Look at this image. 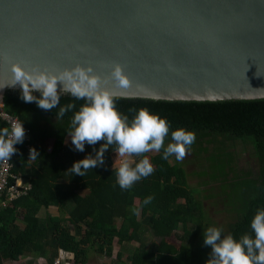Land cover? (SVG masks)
I'll return each instance as SVG.
<instances>
[{
  "label": "trees",
  "instance_id": "trees-1",
  "mask_svg": "<svg viewBox=\"0 0 264 264\" xmlns=\"http://www.w3.org/2000/svg\"><path fill=\"white\" fill-rule=\"evenodd\" d=\"M21 93L8 90L3 103L7 112L30 129L32 149L40 155L35 160L29 159L25 140L18 143L14 173L30 182L32 189L0 211V264L28 255L42 256L49 264H55L60 252L68 253L62 264H88L93 251L111 256L115 241L121 246L138 243L128 257L131 264H207L212 249L204 243L203 232L213 223L197 199L200 191L189 186L186 170L172 164V156L164 160L163 149L156 155L146 153L155 171L129 190H122L117 183L113 166L118 158L116 145L105 150L103 165L89 169L84 177L73 175L68 169L74 162L86 156L95 157L104 143L86 142L82 152L66 144L73 114L84 101L61 94V106L74 102L76 107L57 118L59 106L41 109L35 101H23ZM32 94L41 95L34 91ZM115 107L129 121L141 108L166 118L170 132L165 146L172 142L171 131L177 128L194 131L196 140L191 148L203 147L206 152L204 145L217 139L221 145L241 141L250 146L255 172L238 173L230 154L223 153L224 147H217L210 157L209 177L219 183L222 201L233 214L232 222L222 230V238L228 234L235 239L244 234L254 236L250 222L257 210L264 208V100L115 98ZM6 127L0 121V130ZM133 158L135 162L142 159ZM149 196L153 199L144 204ZM71 202V210L64 217L61 212ZM51 207H56L60 215L39 216L43 209ZM179 231L180 243L170 241Z\"/></svg>",
  "mask_w": 264,
  "mask_h": 264
},
{
  "label": "water",
  "instance_id": "water-1",
  "mask_svg": "<svg viewBox=\"0 0 264 264\" xmlns=\"http://www.w3.org/2000/svg\"><path fill=\"white\" fill-rule=\"evenodd\" d=\"M17 62L101 77L119 63L131 83L109 80L115 98L264 100V0H0L2 103L22 92Z\"/></svg>",
  "mask_w": 264,
  "mask_h": 264
},
{
  "label": "clouds",
  "instance_id": "clouds-1",
  "mask_svg": "<svg viewBox=\"0 0 264 264\" xmlns=\"http://www.w3.org/2000/svg\"><path fill=\"white\" fill-rule=\"evenodd\" d=\"M12 84L19 83L22 87L21 98L25 102L35 101L44 110L57 109V118H62L68 111L75 109L74 102L60 105L61 93L70 94L75 100L84 103L75 111L70 122L68 135L74 149L84 151L85 142L95 145L104 141L95 157L86 156L74 162L68 169L73 175L84 177L89 169L104 164V152L112 145H116L119 165L116 167L117 183L122 190H129L142 178H147L155 171L146 153L163 149L164 160L174 156L176 161H182L188 150L196 140L194 131L177 128L171 131V141L165 146V139L169 136L170 125L166 118L152 113L145 108L136 111L129 121L127 115L121 114L115 107L116 93L106 85L111 80L116 87L127 88L130 79L123 67L117 63L110 73L101 77L92 65L76 64L72 68H64L57 72L39 70L33 67L28 70L20 63H13ZM58 82L63 87L58 91ZM33 91H39V97ZM25 129L22 123H13L10 128L0 130V161H8L16 152L15 144L22 143ZM39 152L30 149V158L35 160ZM142 157L133 162L129 157ZM117 158V160H118ZM115 161V164L117 162ZM114 164V165H115ZM153 199L146 197L144 204ZM136 211V209H133ZM254 236L242 235L235 239L231 234L222 238V229L208 227L204 232V243L211 246V259L207 264H264V208L258 209L250 222Z\"/></svg>",
  "mask_w": 264,
  "mask_h": 264
},
{
  "label": "rangeland",
  "instance_id": "rangeland-1",
  "mask_svg": "<svg viewBox=\"0 0 264 264\" xmlns=\"http://www.w3.org/2000/svg\"><path fill=\"white\" fill-rule=\"evenodd\" d=\"M220 139L214 141V143L205 144L208 151H205L203 147H194L190 148L182 161H176L175 157L172 156L171 163L179 164L182 166L187 174H188V183L189 186L193 189H197L200 192L197 194V199L202 202L203 208L208 215V218L212 221L215 227H219L222 230H225L227 225L232 222L233 214L228 212V208L224 205L221 196V192L219 189V183L217 181H212L209 177V174L212 173L211 165L212 161H210V157L216 153L215 149L217 147H224V151L230 154L232 157V164L235 170L239 173L251 171H256V163L252 156L250 155L251 148L250 146L242 143L241 141L236 142H224L223 145L220 144ZM86 143V142H85ZM66 144L68 146H73L71 142L70 136L67 137ZM222 150V148L220 149ZM158 152L152 151L149 152L151 155H156ZM116 157V156H115ZM131 161L135 162L133 157H129ZM115 158L113 162L114 167H118L119 160H117L116 164ZM115 164V165H114ZM204 172H207L206 176ZM73 203H69L68 207L65 208L64 217L68 216V213L71 210V206ZM58 216L60 212L55 208L43 209L39 214L40 217H45L47 214ZM22 224V223H19ZM71 232L74 233V228L71 227ZM181 231L176 232L173 237L170 239L173 243H180V235ZM138 247V243L133 242L130 244L118 245L117 242H114V247L112 250L111 256L101 255L95 253L94 251L89 255V263L88 264H131L128 257L133 253V251ZM61 257L63 254H61ZM123 254V255H122ZM122 255V256H121ZM66 259L65 257H62ZM19 264H49L47 260L42 256H32L28 255L21 258Z\"/></svg>",
  "mask_w": 264,
  "mask_h": 264
},
{
  "label": "built area",
  "instance_id": "built-area-1",
  "mask_svg": "<svg viewBox=\"0 0 264 264\" xmlns=\"http://www.w3.org/2000/svg\"><path fill=\"white\" fill-rule=\"evenodd\" d=\"M0 121L10 128L13 123H22V121L9 112L6 111L4 103L0 102ZM23 124V123H22ZM25 129L24 140L26 142V148L28 153L32 149V133L30 129ZM19 143V142H18ZM18 143L14 145L17 149ZM15 160H17L16 152L12 155L11 159L8 161H0V211L6 208L10 203L16 199L25 196L32 189L30 182L26 181L22 176H18L14 173ZM62 257L67 258L68 253L62 252ZM61 255L57 258L55 264L65 263L66 259H63Z\"/></svg>",
  "mask_w": 264,
  "mask_h": 264
},
{
  "label": "crops",
  "instance_id": "crops-1",
  "mask_svg": "<svg viewBox=\"0 0 264 264\" xmlns=\"http://www.w3.org/2000/svg\"><path fill=\"white\" fill-rule=\"evenodd\" d=\"M51 208H55L56 210H57V208L56 207H51ZM50 209V208H49ZM42 212V211H41ZM23 258V257H22ZM21 261V259L20 260H18V261H4V263L3 264H19V262Z\"/></svg>",
  "mask_w": 264,
  "mask_h": 264
}]
</instances>
